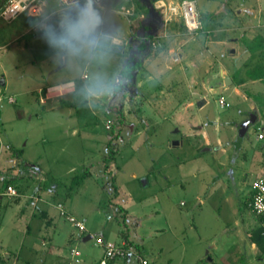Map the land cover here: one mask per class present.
<instances>
[{
    "label": "rangeland",
    "instance_id": "1",
    "mask_svg": "<svg viewBox=\"0 0 264 264\" xmlns=\"http://www.w3.org/2000/svg\"><path fill=\"white\" fill-rule=\"evenodd\" d=\"M199 1L202 11L214 6L212 1ZM97 9L103 23L112 19L114 12L111 7L106 11ZM119 19L128 24L126 17ZM4 23L0 18V26ZM204 24L213 27L212 14L205 13ZM19 30L17 22L8 23L0 30V45L4 39L10 43L6 50L0 49V148L11 142V152L18 157V168L30 173L26 178L33 182L31 188L35 189L40 179L45 177L46 185L50 186L52 179H56L67 193L74 176L89 173L79 191L66 197V201L76 208L75 213L86 216L88 228L96 237L121 243L124 233L136 244L142 257L157 264H212L209 261L212 258L214 264H248L250 250L243 245L237 247L239 239L234 222L237 216L232 214V209L225 205L218 213L207 196L204 207H195L200 201L197 195L207 194L216 183L212 182V172L203 176L201 170H215L233 187H243L242 183L247 179L244 175L255 177L256 171L251 166L254 156L258 152L264 154V138L258 137L260 128L254 125L245 137L236 132L237 141L228 147L226 153L214 146L212 151L202 152L210 147L208 145L196 151L189 145V142L194 144L206 139L203 133L195 134L193 125L205 121L207 126L210 122L209 127H205L209 136H228L226 120L240 121L242 108L251 105L257 108V98L261 100L260 104H264L259 83L252 86L242 81L238 95L232 91L234 85L221 92L225 79L218 69L223 54L212 52V46L207 45V42L211 43L213 33L202 30L200 35L187 33L195 39L189 40L184 49L179 48V40L173 37L171 43L177 57L170 56L167 63L175 66L173 62H177L183 52L186 64L178 70V78L169 80L167 72L174 75V71L165 67L162 76H153L149 80L151 93L145 97L146 100L141 95L133 106L134 87L128 84L126 100L131 105L123 111V94L120 91L123 85L111 101L106 93L92 94L97 88L98 76L104 88L118 78V68H123L125 61L123 64L119 61L117 46H113L112 54L103 64L81 57L61 61L45 41L37 45L32 40L27 47L24 39L14 41V33ZM34 33L42 35L38 30ZM212 66L215 67L211 69ZM205 68L209 69L202 77L201 71ZM84 74H87L85 79L82 78ZM237 78L235 75L234 81L237 82ZM3 79L7 85L1 83ZM71 80L77 87L75 94L48 105L41 103L40 97L47 86ZM203 80L213 89L209 86L202 89L207 103L200 108L199 96L192 91L201 92ZM58 89L56 92L61 95L69 88L62 86ZM246 90L257 95L253 98ZM8 93L15 97V103L9 102ZM222 97L230 107L221 106ZM190 101L193 104L185 106ZM50 106L62 108L52 110ZM121 115L124 117L120 121ZM74 128L77 130L75 134ZM113 129L115 132L110 134ZM178 130L188 133L185 143L180 147H167L168 139L172 143L181 140L182 134L177 133ZM116 133L119 136L113 139L111 147L118 152L111 164L113 173H109L105 170L106 158L112 156L108 143L111 135ZM4 152L8 155L7 149ZM12 174L8 173V168L5 171L0 163V182L11 179ZM114 184L119 186L118 191L114 190ZM182 202L186 205L181 207ZM241 202L245 204V197ZM181 212L183 219L179 215ZM241 214L256 223V217L249 208L242 207ZM170 221L175 224L172 229L168 226ZM60 222L65 227L72 224ZM94 249L97 248L89 247L90 251ZM132 259L134 264H138L134 254Z\"/></svg>",
    "mask_w": 264,
    "mask_h": 264
},
{
    "label": "crops",
    "instance_id": "2",
    "mask_svg": "<svg viewBox=\"0 0 264 264\" xmlns=\"http://www.w3.org/2000/svg\"><path fill=\"white\" fill-rule=\"evenodd\" d=\"M165 1L168 3L176 2V0ZM196 1L203 22V28L201 29L202 32L206 31L213 33L210 41L211 43L207 42V45L212 46V52L215 51L223 54V58L219 61L220 68L218 69V72H220L222 78L225 80L228 76L232 78L231 84L226 85V83H224L221 85V92H225L227 86L234 85L232 91L238 95L243 86L241 82L244 81L245 85L250 84L256 86L258 83L261 84L260 95L264 94V82L261 80H253L247 75V70L259 61L263 49L261 48L257 52H252L249 50V46L250 43L258 37H261L262 41L264 40V0H208L212 1L214 6L206 7V12L202 11L200 1ZM158 2L159 0H108L107 2V7H111L114 15L112 16V19L107 22L108 26L107 23L104 22L101 27L104 31L107 30L106 33L110 34L115 41L114 46L119 48V61L122 63L124 60V66L129 63H136L139 60L142 62L140 67L133 72L131 79H128L121 74L122 67L118 68V70H120L118 77H123L122 85L124 87L120 89L123 94V99L121 101V108L123 111L128 110L131 105V103L126 100L128 84L134 87L133 93L135 94H133L134 98H132L131 105L133 106L136 103V98H139L142 95L143 100H146L145 97L150 95L151 86H149L148 83L153 76H162L164 71H166V68H168L169 71H174V75L167 72L170 77L169 80L174 79V77L178 78V70L183 69L186 64L183 62V59L185 60L183 52L179 54L178 59L176 58L177 62H173L175 66L171 67L167 63V58L170 56L177 57L175 55L176 49L171 43L173 37L179 40V48L184 49L189 45V40L195 39L194 36H187L188 34L200 35L199 32L201 30L195 33H190L181 18H173L166 21L162 11L157 8ZM47 4L48 9L62 8L58 0H47ZM97 8L106 11L104 8ZM121 9L128 10L130 13H122L120 12ZM205 13L212 14L213 29L209 26L206 27L204 24ZM161 15L164 18H162L164 21L160 19ZM125 17L128 20V24H124L122 21L123 19H119ZM4 22L6 23L0 26V30H2L8 23L11 24L17 22L19 24L20 30L15 31L14 38L12 39L14 41H22V39H24V46L26 47L29 46L32 40L37 42V45L44 41L42 35H36L34 33L36 29L32 27L33 20H31L26 14H22L13 21L4 20ZM0 38H2V36ZM2 42L3 44L0 45V49L6 50L10 43H8V39H4ZM150 43L153 45V51H150ZM142 45H144V47H141ZM208 50H210V48ZM209 52L210 51H208V53ZM208 53H205V55ZM164 59H166L165 64H163ZM194 66L198 67L196 64ZM214 67L215 66H212V68H210L213 69ZM208 69H202V77L205 76ZM84 75L82 77L83 79H85ZM235 75L238 77L237 82L233 79ZM130 80L135 81L130 84ZM1 83L7 85L5 79H3ZM66 83L70 84L68 87L69 89L63 94L60 93L61 95L53 89L47 90ZM208 86L206 85L205 80H203L200 89L202 90L204 88L205 90ZM76 88L73 80L62 84L49 85L46 87V90H43L44 94L41 95L40 101L44 105H48L53 101H61L63 97L75 94L77 91ZM209 89L212 90L213 88L210 87ZM41 90L42 89L39 91ZM204 90L201 92H194L191 90L192 93L199 96L200 108H203L207 103ZM246 92L253 98L254 95H257L248 90H246ZM109 97L111 101L113 96ZM8 100L10 103L16 102L15 97L11 93L8 96ZM192 104L193 102L190 101L189 103H186L185 106L188 107ZM50 108L52 110H57L62 107L50 106ZM242 109V119L240 121L232 119L225 121L226 124H229L227 125V129H229L228 136H224L225 138L221 137L219 134L214 137L209 136L205 131V127H209L210 122L205 126L206 122L203 121L193 125L192 128L195 129L194 131L196 135L199 133H203V135L205 134L204 137L206 139L194 144L189 142V145L196 151H199L202 147L208 145L210 147H207L208 149H203L202 152L212 151L214 146L217 147V150L226 153L228 147H230L233 142L237 141L236 132L238 133L240 130L242 122L250 118L252 113L257 115L256 122L252 123L246 134L240 137H245L251 126L254 125L260 128L258 133H263V137L260 138L259 134L258 137L263 139L264 104L262 103L259 105V103H257V108L251 105ZM122 116L123 115H121V119ZM214 124V127L217 128V122L214 121ZM76 131V128H74L73 134H75ZM177 133L182 134L180 137L181 140L172 143V140L168 139L167 147H172V145L180 147L185 143L189 136L188 133L184 134L181 130H178ZM211 138H213V140H211ZM25 145H28V142H26ZM5 149L8 150V155L4 152ZM12 150L13 145L11 142H8V145H5V148L3 146L0 148V163L3 169L6 171L8 168V173H13L11 179L6 182H0V211H4V213H2L3 211L0 212V264H100L105 257V248L103 245L96 243L97 237L93 231L88 228L86 216H84V214L81 215L75 213L77 212L74 210L76 208L67 203L66 197L72 196L73 194L70 195L68 192L64 193V188L56 184V182H53L50 186L46 185L45 177L40 179V183H38L35 189L31 188L30 184L33 182H31L30 179H27V176L30 175V173L26 172L25 169L21 170L18 168V157L15 153L11 152ZM195 159L197 160L198 158L195 157ZM251 166H253L256 171L254 174L255 177L249 178V176L246 177L247 174L244 175L247 179H244V182L242 183L243 187H238V185L233 187L225 178L219 176L215 170L211 171L212 169L208 168V171L204 169L201 170L203 176L207 172H212V182L215 181L216 183H214L209 190L211 191V194H209L208 191V193L203 194V196L200 194L197 195V197H200V201L195 207H204L206 203L205 197L207 196V200L216 206L218 213H220V210L225 207V205L232 209V214H234L235 217L237 216V218L234 219L235 229L237 230L235 233L239 239L237 247L239 248V246L242 247L243 245L245 246V249L248 248L250 250L247 258L248 264H264V251H262V249H260V247L250 238V232L260 226V220L249 206V199L252 194V182L258 176H264V154L262 155L261 152H258V154L254 156ZM112 167L113 166L110 165L106 171L113 173ZM8 184L17 188L19 192L17 196H10L6 193ZM243 197H245V204H242L241 202ZM60 205L65 207L69 214L73 213L82 217L81 219H85L87 229L81 231L73 223L71 224V227L61 226V220L66 223L71 222L67 215L62 214ZM185 205L186 202L180 204L181 207ZM244 206L249 208L255 215L256 223L250 222V219H247L241 214L242 207ZM7 207L9 215H7ZM52 213L54 215H52ZM179 215L182 216V219L184 218L182 212L179 213ZM174 225L173 222H168L170 229H172ZM226 229L227 228H225V230ZM58 231L62 232L61 235ZM173 238H175L174 234ZM128 240L124 238L121 243L127 242ZM91 246H94L97 249L90 251L89 247ZM132 248L133 249H131L127 258L115 260L109 264H134L132 254L138 259V264H142L141 259H147L149 262L148 264H157L147 257H142L135 243ZM73 249H76L79 253L74 254L72 251ZM209 261L212 264L215 263L214 258L209 259Z\"/></svg>",
    "mask_w": 264,
    "mask_h": 264
},
{
    "label": "clouds",
    "instance_id": "3",
    "mask_svg": "<svg viewBox=\"0 0 264 264\" xmlns=\"http://www.w3.org/2000/svg\"><path fill=\"white\" fill-rule=\"evenodd\" d=\"M32 2L39 8L35 15L29 13L33 18L32 27L42 33V38L59 60L81 57L101 64L107 61L115 41L102 31L103 20L95 0H73L71 6L59 9H48L47 0ZM63 2L67 4L68 0ZM97 81L92 94L115 96L123 77L114 78L106 88L100 85L99 76Z\"/></svg>",
    "mask_w": 264,
    "mask_h": 264
},
{
    "label": "built area",
    "instance_id": "4",
    "mask_svg": "<svg viewBox=\"0 0 264 264\" xmlns=\"http://www.w3.org/2000/svg\"><path fill=\"white\" fill-rule=\"evenodd\" d=\"M60 5L63 8H67L72 5L73 0H68L67 4H64L63 0H58ZM82 2V0H81ZM108 0H95L96 7L104 8L107 7ZM157 8L162 11L166 21H169L173 18H181L186 25L190 33H195L203 28V22L201 15L198 10L196 0H180L176 3H168L165 0H159L157 3ZM24 9H26L24 11ZM39 11V8L32 2V0H7L3 6L0 8V18L6 21H13L17 19L22 14H26L31 20H33L32 15H35ZM122 13H130L128 10L121 9ZM87 78V74L84 75ZM68 88L69 83L59 85L47 90H57L60 87ZM59 90V89H58ZM220 104L223 107H229L230 103L226 101L225 98L220 99ZM259 137H263V133L259 134ZM6 193L10 196H17L19 194L16 187L9 185L7 187ZM252 199L249 202V206L253 213L259 218L260 226L264 230V176H258L252 182ZM62 214L67 215L69 221L73 223L81 231L87 229L86 220L77 218L72 214H69L65 207L60 205ZM96 243L103 245L105 248V257L102 259L100 264H109L112 261L123 259L128 255L129 250L125 246V242L114 243L105 241L102 237L96 238ZM74 254L79 252L76 249L72 250ZM142 264H148L147 259H141Z\"/></svg>",
    "mask_w": 264,
    "mask_h": 264
},
{
    "label": "trees",
    "instance_id": "5",
    "mask_svg": "<svg viewBox=\"0 0 264 264\" xmlns=\"http://www.w3.org/2000/svg\"><path fill=\"white\" fill-rule=\"evenodd\" d=\"M5 1L6 0H0V7L3 6ZM141 47H144V45H142ZM149 48H150V51L154 50L153 45L151 43L149 45ZM261 48H263V49L261 51V56H260L259 61L253 67H251L247 70V75L249 78H251L253 80H261L264 82V40L262 41V38L258 37L255 40H253L249 46V50L252 52H257ZM141 64H142L141 60L137 61L136 63H129L123 67L121 74L124 77L131 79L133 72L135 70H137ZM255 100L258 101L259 105H261L260 104L261 100L259 98L255 99ZM121 120L122 119L120 118V121ZM120 130H121V128H120ZM114 132H115V130L113 129L110 134H113ZM116 136H119V134L116 133V135H111V139L108 143L110 145V147L113 144L112 141ZM110 150H111L110 154H112V156L110 155V157L106 158L107 162H105L106 163L105 164V170H107L108 167L115 161V154H117V152H118V149L115 150L112 147ZM89 175H90L89 173H80V174L74 176L71 184L68 186V194L72 195L75 192L79 191V188L83 185L86 177ZM53 182H56V184L59 185V183L56 179H52V183ZM9 185H11V184H8L7 187ZM113 187H114L115 191L119 190L118 185L114 184ZM6 190H7V188H6ZM251 199H252V196L250 197L249 202L251 201ZM123 236L125 239H127V240L129 239V236L125 235L124 233H123ZM250 238L252 239L253 242H255L260 247V249H262V251H264V230L261 226L256 227L255 229H253L250 232ZM133 244H134V242L131 240H128L127 242H125V246L129 250L128 255L131 252V249H133L132 248ZM128 255L125 258H127ZM0 259H1V257H0Z\"/></svg>",
    "mask_w": 264,
    "mask_h": 264
},
{
    "label": "water",
    "instance_id": "6",
    "mask_svg": "<svg viewBox=\"0 0 264 264\" xmlns=\"http://www.w3.org/2000/svg\"><path fill=\"white\" fill-rule=\"evenodd\" d=\"M225 83L226 85H229L232 83V78L230 76L226 77V80H225ZM256 119H257V115L255 113H252L250 118L246 119L242 124H241V127H240V130H239V134L240 136H244L249 128V126L252 124V123H255L256 122ZM208 149V148H207Z\"/></svg>",
    "mask_w": 264,
    "mask_h": 264
}]
</instances>
